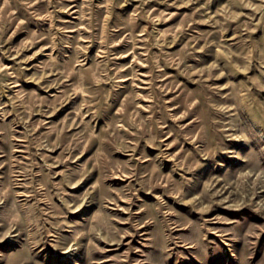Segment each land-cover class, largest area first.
<instances>
[{
	"label": "rangeland",
	"instance_id": "1",
	"mask_svg": "<svg viewBox=\"0 0 264 264\" xmlns=\"http://www.w3.org/2000/svg\"><path fill=\"white\" fill-rule=\"evenodd\" d=\"M0 264H264V0H0Z\"/></svg>",
	"mask_w": 264,
	"mask_h": 264
}]
</instances>
